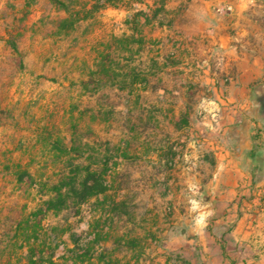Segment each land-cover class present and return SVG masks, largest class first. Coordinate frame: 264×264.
I'll use <instances>...</instances> for the list:
<instances>
[{"label": "rangeland", "instance_id": "obj_1", "mask_svg": "<svg viewBox=\"0 0 264 264\" xmlns=\"http://www.w3.org/2000/svg\"><path fill=\"white\" fill-rule=\"evenodd\" d=\"M187 7L0 0V264H170L192 251L204 264L185 241V152L190 134L202 140L198 94L219 87L203 80L222 71L189 35ZM86 179L104 191L81 202Z\"/></svg>", "mask_w": 264, "mask_h": 264}, {"label": "crops", "instance_id": "obj_2", "mask_svg": "<svg viewBox=\"0 0 264 264\" xmlns=\"http://www.w3.org/2000/svg\"><path fill=\"white\" fill-rule=\"evenodd\" d=\"M185 1L189 35L222 71L203 80L218 89L197 96L202 140L187 141L185 241L204 264H264V0Z\"/></svg>", "mask_w": 264, "mask_h": 264}, {"label": "trees", "instance_id": "obj_3", "mask_svg": "<svg viewBox=\"0 0 264 264\" xmlns=\"http://www.w3.org/2000/svg\"><path fill=\"white\" fill-rule=\"evenodd\" d=\"M99 5V4H97ZM97 183V182H96ZM104 190L100 187L98 184L91 185L89 184V179H86L80 187V190L73 189V192L75 194V197L79 199V201H84L85 199H88L90 197L96 196L100 193H102ZM56 193V200H49L48 201V210L58 212L60 209L61 203H65L64 200H62V195L60 193V189L55 188ZM66 200V199H65ZM80 203V202H77ZM222 249L225 251V247L222 245ZM34 249L32 248L31 253L33 257ZM171 261L176 263H183V264H191L188 259L183 258L180 254L172 252L170 256L167 259V262L171 264ZM30 264H39L38 262H35V260H30ZM51 264V262H50ZM232 264H235V262H232Z\"/></svg>", "mask_w": 264, "mask_h": 264}]
</instances>
